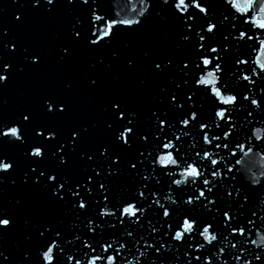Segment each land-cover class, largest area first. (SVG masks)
I'll return each instance as SVG.
<instances>
[{
    "label": "snow or ice",
    "instance_id": "6c2138e0",
    "mask_svg": "<svg viewBox=\"0 0 264 264\" xmlns=\"http://www.w3.org/2000/svg\"><path fill=\"white\" fill-rule=\"evenodd\" d=\"M13 4L11 25L0 23V89L51 59L12 34L33 16L64 17L55 34L61 68L81 50L110 51L88 64L91 92L103 87L98 72L119 62L120 37L158 17L175 26V41L129 56L122 71L143 68L159 90L146 110L111 94L101 131L72 119L71 79L40 95L39 118L25 106L0 119V145L19 153L0 151V185L19 181L37 198L24 221L28 246L0 244V264H264V171L251 165L264 158V0H139L123 17L111 0ZM7 103L0 95V108ZM23 206L0 203V238L16 232Z\"/></svg>",
    "mask_w": 264,
    "mask_h": 264
},
{
    "label": "water",
    "instance_id": "95a60500",
    "mask_svg": "<svg viewBox=\"0 0 264 264\" xmlns=\"http://www.w3.org/2000/svg\"><path fill=\"white\" fill-rule=\"evenodd\" d=\"M155 2L159 3V0H155ZM213 2L220 4L222 0H213ZM133 4L138 6L139 0H111V7L115 11L121 12V17L129 13ZM15 9L16 5L13 4V0H0V23L11 25ZM64 22L63 16L57 17L54 22H48L39 16H33L30 18L26 29L12 33L25 45L31 44L46 47L51 54V59L48 65L40 71L22 74L14 81H11L7 88L0 89V95L8 101L7 105L0 108V119H11L25 106L31 107L39 118L40 95L47 91L62 92L64 81L67 79L74 81V90L71 93L73 103L72 119L78 122L95 120L98 131L102 130L105 118L102 106L113 93L126 95L142 110H146L151 106L153 103L152 96L159 90V81L153 80L143 68L138 69L134 75H129L122 71V66L130 55H135L138 58L142 57L143 52L149 48L156 53L170 50L175 41V26L173 24H164L156 17L149 24L146 32L120 37L115 45L116 49L121 50L119 62L114 65L110 72H98L103 80V87L96 92H91L86 87V77L89 74L88 64L95 59L96 55L110 56V51L96 54L81 50L77 53L74 62L70 66L59 67L54 59L58 43L55 34L62 32ZM166 32L168 33L167 39L164 38ZM125 44L128 45L127 48H124ZM244 51L249 55H254L248 48H245ZM141 78H147L150 83L147 87L138 89L136 85ZM256 127L262 126L256 124ZM261 135H264V131H262ZM95 140L96 137L91 138V142H95ZM0 151L13 153L19 159V153L9 146L0 145ZM20 163L21 167H23L22 160H20ZM251 165L252 172L259 176L260 172L264 171V158L257 154L253 157ZM20 174L19 172L17 173V175ZM250 175L251 173L245 172L239 183L247 187ZM0 189H2L0 191V203L11 206L15 204L17 199H20L24 204L17 215L16 232L0 238V244L10 250L19 244L23 249L28 246L24 239L26 235L24 221L32 215L37 198L35 194L26 192L20 186L19 181H17L16 186L6 182L0 185ZM128 258L132 259L131 256Z\"/></svg>",
    "mask_w": 264,
    "mask_h": 264
}]
</instances>
